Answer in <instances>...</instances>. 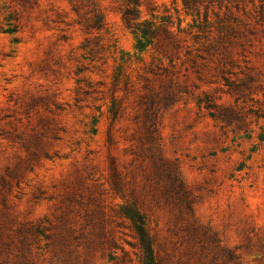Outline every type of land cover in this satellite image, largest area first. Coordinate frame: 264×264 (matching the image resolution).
I'll list each match as a JSON object with an SVG mask.
<instances>
[{"label":"rangeland","instance_id":"rangeland-1","mask_svg":"<svg viewBox=\"0 0 264 264\" xmlns=\"http://www.w3.org/2000/svg\"><path fill=\"white\" fill-rule=\"evenodd\" d=\"M125 1L0 0V264H264V0Z\"/></svg>","mask_w":264,"mask_h":264},{"label":"trees","instance_id":"trees-1","mask_svg":"<svg viewBox=\"0 0 264 264\" xmlns=\"http://www.w3.org/2000/svg\"><path fill=\"white\" fill-rule=\"evenodd\" d=\"M187 12L190 11V0H183ZM141 0H126L122 9V19L124 24L133 33L140 36L139 46L145 48L147 44H152L157 33V26L154 22L141 20ZM198 12L197 10H193ZM189 13L188 14H193ZM198 14V13H197ZM196 14V15H197ZM208 23V17L205 19ZM94 25L97 29L101 28V18L99 17ZM94 27V26H93ZM213 117L220 118L221 114H212ZM125 218L131 223V228L137 240V248L139 250V264H158L154 256V245L149 228L144 216L134 207L126 205L123 208Z\"/></svg>","mask_w":264,"mask_h":264}]
</instances>
